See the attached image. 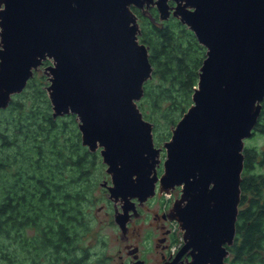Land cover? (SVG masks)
<instances>
[{"label": "water", "instance_id": "95a60500", "mask_svg": "<svg viewBox=\"0 0 264 264\" xmlns=\"http://www.w3.org/2000/svg\"><path fill=\"white\" fill-rule=\"evenodd\" d=\"M150 6L206 47L193 103L163 147L139 106L154 66L133 7L148 15ZM39 69L54 117L75 114L83 145L100 151L109 198L145 201L158 182L165 193L181 186L170 216L184 249L196 264H229L243 150L264 107V0H0V108Z\"/></svg>", "mask_w": 264, "mask_h": 264}, {"label": "trees", "instance_id": "16d2710c", "mask_svg": "<svg viewBox=\"0 0 264 264\" xmlns=\"http://www.w3.org/2000/svg\"><path fill=\"white\" fill-rule=\"evenodd\" d=\"M133 8L141 24L140 40L149 46L154 66L139 106L154 122V132L163 121L172 129L193 103L206 47L178 18L160 22L156 6H150L148 15ZM47 84L45 73L36 71L9 106L0 108V264L58 258L64 238L72 240L84 226V203L98 185L100 151L83 145L75 114L54 117ZM263 113L253 133L264 132ZM243 151L230 264H264V173H255L256 147L245 145ZM30 227L36 230L32 237L27 234Z\"/></svg>", "mask_w": 264, "mask_h": 264}, {"label": "flooded vegetation", "instance_id": "af4514ba", "mask_svg": "<svg viewBox=\"0 0 264 264\" xmlns=\"http://www.w3.org/2000/svg\"><path fill=\"white\" fill-rule=\"evenodd\" d=\"M164 159L157 167L159 175L164 170ZM257 161H259L258 155L256 163ZM106 174L104 179H108L110 182V175ZM181 188L178 185L171 193H165L160 190L158 182L153 197L145 201L135 197L131 199L130 203L110 199L106 188L110 202L107 207L106 204L102 205L99 211L104 210L105 219L112 227V233L110 236L111 243L106 239L109 248L105 251L103 263L196 264L192 247L184 249L185 239L179 221L170 216L173 203L181 194ZM176 191L180 193L179 196H176ZM167 194H169V197L165 198ZM120 213L122 218L118 220L116 216ZM74 238L76 236L68 241L64 238L60 243V253L57 258L59 264H86V255L89 253L87 252L88 247L79 245L81 247V251H79L80 249L74 243ZM230 247H228L230 250L229 256L226 257L229 264L231 263L230 256L233 254ZM97 261H100L101 264V260Z\"/></svg>", "mask_w": 264, "mask_h": 264}, {"label": "rangeland", "instance_id": "374dc122", "mask_svg": "<svg viewBox=\"0 0 264 264\" xmlns=\"http://www.w3.org/2000/svg\"><path fill=\"white\" fill-rule=\"evenodd\" d=\"M42 73V70L37 71L38 75H41ZM262 117V122L264 123V113ZM157 128L158 130H155L154 132L155 142L158 146L163 147L164 141L168 140L171 137L172 130L169 123L165 121L158 125ZM163 137L166 138L162 139ZM245 145L256 147L258 151L259 161H257L256 163L255 173H264V164L262 163L261 165V161L264 160V132L259 130L256 131V133H253L251 137L246 139ZM165 157L166 150L164 148L161 152V158L164 159ZM102 163L103 164L100 165V168L97 173L98 185L96 189L92 192L90 201L88 203H84L87 209L85 210L84 214V226L78 227L79 232L78 234H76V238H74V243L80 249L79 251H81V247L83 246L88 247L87 252L89 253H86V264H100V261L97 260H101V264H104L103 262L105 258V251H107V249L109 248L107 244L108 242L106 243V241L108 240L111 243L110 236L112 233V227L109 225L108 220L105 219L106 217L104 214V210L99 211L102 205L106 204L107 207L108 203L110 202L107 196L106 188L100 185V182L104 179V176L107 175L106 164L103 162V159ZM179 194L180 193L176 191V196H179ZM167 197H169V194L165 195V198ZM35 233L36 230L34 228L30 227L27 229V234L29 235V237H32ZM50 254L51 251L49 252V255ZM75 254L77 255V253ZM232 257L233 254L230 256V258L232 259ZM69 258H71V256H69ZM29 259L31 260L29 261V264H33L32 262H34V264H59L57 257H53V259H50V256H40L35 261L30 257ZM95 261L97 262L95 263Z\"/></svg>", "mask_w": 264, "mask_h": 264}]
</instances>
